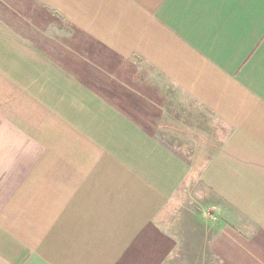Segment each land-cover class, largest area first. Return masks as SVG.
<instances>
[{
  "label": "crops",
  "instance_id": "obj_1",
  "mask_svg": "<svg viewBox=\"0 0 264 264\" xmlns=\"http://www.w3.org/2000/svg\"><path fill=\"white\" fill-rule=\"evenodd\" d=\"M0 264H264V0H0Z\"/></svg>",
  "mask_w": 264,
  "mask_h": 264
},
{
  "label": "rangeland",
  "instance_id": "obj_2",
  "mask_svg": "<svg viewBox=\"0 0 264 264\" xmlns=\"http://www.w3.org/2000/svg\"><path fill=\"white\" fill-rule=\"evenodd\" d=\"M92 68L95 69V67H92ZM96 75L99 78H107V80L111 79L107 75H104V77H103V75H100V74H96ZM98 77L94 78L95 80H93L92 78H90L88 76H85L86 79H91L90 81L92 82V84H94V86L99 88L98 90H102L106 94L112 93L111 96H113L112 98H114V92H113L114 89H112L113 86H114L113 80H112V83H108V82H103L102 83V82H100V79ZM160 138H162V140H165V141L168 140L171 144L189 145V146H191L190 144H188V142L184 141L183 139H181V140H178V139H175V138L166 139V138H163L161 134H160ZM187 149H189V148H187ZM183 155L186 156V157H190L191 160L194 159V157H191V156H193L192 154H183ZM202 156H203V159H205L207 154H203ZM187 185L189 186V187L187 186V197H188V195H192L195 198V196L199 194L198 192H200L201 189H203L205 191V189L203 187L200 188L201 185L197 182V170H195L193 175H191V177H189ZM196 198H197V196H196ZM174 218L176 220V217H174ZM161 222H162V224L164 226H168L170 228L172 227V224L169 223V220L161 219Z\"/></svg>",
  "mask_w": 264,
  "mask_h": 264
}]
</instances>
